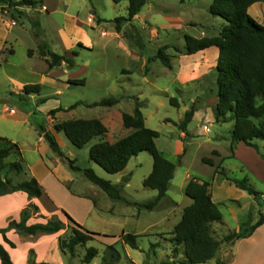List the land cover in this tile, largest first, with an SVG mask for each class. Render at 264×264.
<instances>
[{"label":"rangeland","instance_id":"rangeland-1","mask_svg":"<svg viewBox=\"0 0 264 264\" xmlns=\"http://www.w3.org/2000/svg\"><path fill=\"white\" fill-rule=\"evenodd\" d=\"M10 1L19 3L23 0H0V57L2 50L8 56L14 48L15 62L47 74L48 64L39 49L43 43L54 53L65 57L78 53L74 70H68L66 66L57 68L61 71L66 69L70 77L59 78L61 81L46 77L40 98L20 101L8 91L5 78L0 77V137L18 145L21 151L18 158H21L26 173L16 181L34 178L43 190V196L36 204L40 213L33 215L28 224L61 220L65 230L55 236L58 245L59 239L69 241L73 236V225L65 214L85 229L102 235L87 246L77 247L74 257L67 255L66 258L54 243L44 244L36 250L38 260H48L51 264H84L82 258L87 248L94 247L98 249L99 256L91 264H101L106 248L114 245L121 254L119 264H129L128 259L137 264H187L184 247H180L179 255L175 256L172 243L175 226L180 222L184 209L192 204L185 194L184 179L187 175L191 176L188 182L196 178L210 184L213 201L223 215V220L213 224L212 228L219 240L239 231L241 224L250 219L253 224L258 221L260 213L264 212V141L254 142L259 153L242 144H232L234 124L218 123L216 119L200 123L192 121L188 134L182 135L180 125L185 113L193 109L199 113L205 109L209 95L195 98L194 91L179 95L173 74L154 57L166 47L165 53L173 62L178 51L185 48L186 36L218 35L226 23L210 14L212 0H148L142 12L133 22H126L120 33L114 21L128 17L129 0H33L43 1L37 8L15 7ZM98 19L102 22L98 23ZM254 19L264 26V17ZM36 21L40 22V29L35 27ZM38 30L40 38L35 36ZM59 30H63L62 37ZM6 35L10 41L5 40ZM149 70L151 84L146 83L143 77ZM73 79L84 80L85 84L72 85ZM193 97L195 103L190 104ZM172 98L177 99L178 108L170 104ZM42 99L46 102L41 103ZM109 99H116L119 103L114 107L90 106ZM80 102L85 105L70 110ZM3 103L10 109L27 110L30 114L28 123L23 122L20 115L9 117L1 106ZM137 103L142 104L146 127L159 133L155 141L157 149L177 168L167 197L153 211L137 207L153 201L158 195L157 191L143 186L153 169V157L149 153L134 157L125 171L115 175L107 173L90 159L93 145L115 143L131 134L132 130L123 126L122 116L133 114ZM58 108L64 111L51 114ZM80 119L100 120L108 129L106 136L94 138L82 149L73 146L60 133L62 152L69 160L75 161L74 166L81 172L61 162L47 142L43 146L37 130V126H42L46 132H56V124ZM204 126L209 128L208 133ZM4 146L0 142V147ZM15 159L12 156L9 161ZM204 159H212L214 166L205 163ZM87 169L94 170L100 178L113 185H120L123 201L113 200L89 181L83 173ZM222 171L232 179H247L258 197L236 188L218 173ZM6 173L4 171L2 175ZM125 178L129 180L128 185ZM28 200L24 193L0 198L1 229L8 228L12 220H20L21 212L31 205ZM122 234L138 237L139 249L128 248L130 258L124 251L125 244L119 239ZM7 237L16 248L17 245L19 247L9 252L13 261L42 235L31 237L11 230ZM153 245L156 247L152 248ZM232 246L223 244L217 257L207 264H217L221 257L228 262L233 255ZM34 258L35 251L30 250L27 263L36 264Z\"/></svg>","mask_w":264,"mask_h":264},{"label":"trees","instance_id":"trees-1","mask_svg":"<svg viewBox=\"0 0 264 264\" xmlns=\"http://www.w3.org/2000/svg\"><path fill=\"white\" fill-rule=\"evenodd\" d=\"M264 0H212L209 12L215 18H221L225 21L221 31L216 36H206L203 38H194L186 36V46L179 53L194 55L201 51L216 47L220 51V59L216 68L217 96L216 120L218 123L234 122L231 132L232 144H245L246 147L260 152L259 147L254 143L255 140L264 141V26L258 24L249 14V9L256 3ZM15 7L37 8L43 1L23 0L19 3L10 1ZM148 0H129V9L127 18H119L116 23L117 32H121L125 23H131L142 12L147 5ZM98 23L102 21L98 19ZM37 29H40L39 21L34 23ZM37 38L41 37L38 30L35 33ZM140 45L139 41H136ZM79 46H82L79 44ZM40 55L46 58L49 70L61 67L63 64L68 70H74L77 67V52H73L71 57H65L54 53L47 44L40 47ZM166 47L158 51L154 56L162 65L172 69L170 57L165 53ZM11 54H14L13 51ZM72 85H84V80H73ZM42 86L26 85L20 95L17 96L20 101L28 99L30 96H40ZM260 100V102H259ZM46 102L42 99L41 103ZM173 107L178 108L177 99L169 100ZM119 103L116 99L104 100L90 105L91 107H114ZM85 105L80 102L70 108ZM64 111L61 108L51 111V114H57ZM195 110L185 113L184 120L180 125L181 131L187 135L188 127L193 120ZM123 126L132 130L131 134L115 143L99 142L90 149V159L109 174H119L125 171L130 161L141 153L147 152L153 157V169L151 174L144 180L145 188L157 191V197L148 203L138 204L137 207L148 211L155 210L158 205L167 197L171 183L175 178L176 165L167 160L157 149L156 139L159 133L146 127L145 117L142 113V104L137 103L133 114H123ZM58 133H63L73 146L78 149L84 148L96 137L106 136L107 127L102 121L94 120H70L55 125ZM37 130L48 143L52 152L58 159L69 165L73 170L81 172L74 166L75 161L69 160L62 149L50 133L45 128L37 126ZM0 142L5 144L0 147V198L17 193H24L29 200L40 199L43 196V190L38 181L34 178L25 179L17 182L16 178L26 175L22 163L21 151L17 144L12 143L2 137ZM218 156L217 152H214ZM15 156L14 161L9 159ZM264 158V155H262ZM205 163L214 166L212 159H204ZM6 175L3 176V172ZM86 178L94 185L107 193L113 200L123 201L122 187L113 185L111 182L100 178L94 170L87 169L83 171ZM225 180L232 183L236 188L248 193L250 196L258 197V193L249 185L247 179L237 180L230 178L225 172H218ZM128 183L127 178L124 179ZM210 184L200 182L193 178L185 188V194L192 200V204L184 209L180 222L173 231L172 243L175 245L173 253L179 255V248L184 247V255L187 264H207L214 260L223 244H234L240 240L250 238L254 232L264 225V212L260 213L256 223L252 220L242 223L240 230L227 235L223 240H219L213 233V224L221 222L223 215L218 205L213 201L210 193ZM39 208L36 205H29L20 214V220L10 221L9 227L0 228V235L3 242L15 249L16 245L8 237L7 233L15 230L20 234L36 237L51 236L59 234L65 230V224L59 219H53L47 223H36L29 225L33 215L39 214ZM65 214V213H64ZM73 225V236L69 241L59 239V248L62 255L74 257L76 248L87 246L88 243L102 237L101 234L91 232L78 223L69 215L65 214ZM137 236L132 234H122L120 241L134 250H138ZM156 247L155 245L152 248ZM99 256L98 249L89 247L86 250L82 263L91 264ZM0 261L1 264H13L9 252L4 245L0 243ZM121 254L114 245L108 246L103 254L101 264H119ZM129 264H136L128 259ZM217 264H225L222 260H217Z\"/></svg>","mask_w":264,"mask_h":264},{"label":"crops","instance_id":"crops-1","mask_svg":"<svg viewBox=\"0 0 264 264\" xmlns=\"http://www.w3.org/2000/svg\"><path fill=\"white\" fill-rule=\"evenodd\" d=\"M263 7H264V1L260 3H256L253 6H251V8L249 9V14H251V16L253 15V18L259 17V16L264 17L263 16L264 12L262 11V9H264ZM259 13L261 14L259 15ZM62 35H63V30H59V36L62 37ZM203 37L204 35H201L200 38H203ZM6 39L10 41L7 35L5 37V40ZM15 39L18 40V38H15ZM3 52L4 51L2 50V55L0 57L1 59L0 60V70H1L0 77L2 76L3 78H5L9 86L8 91H10L11 93L15 95H20L23 91L24 86L26 85H35L37 83H40V85L42 86L43 81L47 79L46 77L51 78L53 80H57V79L59 80V78H62V77H70V74L67 73L66 69L61 71L55 68L53 70H49L48 73L46 74V72L42 70L31 68V66L29 67L24 64L15 62L13 60V56L15 55L14 48H13L14 54H10L6 56V54ZM29 58L31 59L30 56ZM219 59H220V51L216 47L209 48L207 50L201 51L194 55H186L184 53L182 54L179 53L177 57L174 58L173 62H171L172 69L171 70L167 69V72L173 74L172 75L173 82L176 86V89L179 95L183 96L184 94L186 93L188 94L193 91L195 93V96H194L195 98H198L203 95L205 96L209 95L207 97L208 99L207 107L205 109H202L201 111L199 110L200 111L199 113L196 112L194 114L193 120H192L194 122L198 121L200 123V121H206V120L210 122L216 119V105L219 101L218 96H217L218 91L216 87V80H217L216 68L218 66ZM64 66L65 65L63 64L61 67H64ZM143 77L146 83L148 82V84H151V81L148 78L150 77V70L149 72H147V74H144ZM163 93L167 96L168 99L170 98L166 90H163ZM37 97L40 98L41 95L40 96L33 95V96H30L28 99L32 100ZM194 97L189 101L190 104L195 103ZM1 106L4 107L9 117L10 116L15 117L17 115H20L22 121L28 123L30 114L27 110H23L24 108H18V110L17 109L15 110V108L10 109L9 106L5 103H3ZM230 124H234V122H230ZM232 130H233V127H232ZM47 133L52 134L58 143L63 142V139L61 138L60 133L51 132V131H48ZM182 135H185V134L182 133ZM39 136H40L39 137L40 143L43 146H46L45 145L46 141L44 137L42 135H39ZM240 144L245 146V144L243 143H240ZM54 163L58 164L55 159H54ZM31 174L35 176L34 173H31ZM190 177H191L190 175H187L184 179L186 186L189 183L187 180ZM200 182L202 183L203 181L200 180ZM13 195H16V194H13ZM38 200L39 199L28 200L27 203L36 205L38 203ZM58 213L60 212L58 211ZM56 235L42 236L37 242L30 244L28 248L25 247V250L21 252V254H19L17 260H13V264H22V262L24 263L25 261L27 263V256H29L30 250L35 251L34 259L36 261V264H51L48 262V260H46L47 262L38 260L36 250L37 248L47 243H54L56 247L59 246L58 239L57 237H55ZM2 244L4 245L5 249L8 252L12 250L16 251L19 248L18 245H17V248L12 249L7 244L3 242ZM128 248H129L128 245H124V251L126 255L130 258ZM232 248H233V255L231 256L228 262L224 259V257L220 258V260L222 261L224 260L226 264H264V225L258 228L250 238L240 240L234 243ZM65 257L67 258V256Z\"/></svg>","mask_w":264,"mask_h":264},{"label":"built area","instance_id":"built-area-1","mask_svg":"<svg viewBox=\"0 0 264 264\" xmlns=\"http://www.w3.org/2000/svg\"><path fill=\"white\" fill-rule=\"evenodd\" d=\"M203 129H204V131L207 132V133L210 131L209 128H208L207 126H205ZM263 199H264V196H263Z\"/></svg>","mask_w":264,"mask_h":264}]
</instances>
